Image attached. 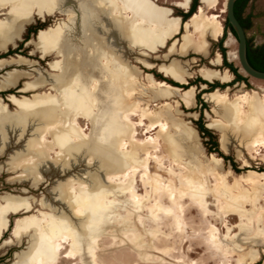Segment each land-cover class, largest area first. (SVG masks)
<instances>
[{
    "label": "bare ground",
    "instance_id": "1",
    "mask_svg": "<svg viewBox=\"0 0 264 264\" xmlns=\"http://www.w3.org/2000/svg\"><path fill=\"white\" fill-rule=\"evenodd\" d=\"M218 1L200 0L198 11L180 23L179 17L167 19V13L149 0H0V10L7 11L5 18L0 19V49L12 44L23 26L33 18L40 19L55 12L65 16V20L57 21L54 27L40 30L36 37L41 58L51 55L56 58L48 63L50 70L35 69V76L26 71L8 73L0 83V90H5L22 74L33 78L23 84L22 92L48 89L33 93L30 98L10 95L16 105L14 115L0 102V128L6 134L1 139L0 153H4L11 143L10 129L14 143L25 141L7 171L18 174L16 181L27 183L32 190L50 178L65 176L63 180L52 181L46 191L49 198L43 197L39 201V205L53 216L50 227L64 230V233L61 232L59 237H48L54 240L52 249L47 245H35L29 252L18 254L15 264L28 263L31 253L39 254L37 264L54 262L64 247L62 244L70 247L65 258L73 260L78 254L76 239L83 242L87 239L93 215L99 226L106 230L116 209L127 208L120 201H110V198L116 200L121 196L130 197L135 215L148 207L156 224L161 217H168L182 225L180 215L185 216L190 210L184 207L187 202L196 206L204 221L212 217L229 222L237 217L239 224L235 227L250 234L255 227L259 228L261 238L257 243L264 244V208L258 204L260 199L264 200V183L260 182L263 173L251 171V191H248L222 181L215 170L217 162L209 168L199 160L186 161L185 148L194 146V141L184 121L175 117L181 114L175 99L187 108L193 107V88L183 90L165 81H156L150 74L143 77L139 69L130 66L126 56L127 48L130 51L155 48L178 36L183 27L185 33L178 47L175 42L169 46L163 56L167 63L160 64L158 70L174 81L188 84L192 73L186 68L187 62L170 59V56H186L190 52L207 55L206 37L218 38L223 27L217 17L204 16L202 6L210 9ZM190 2L183 0L185 6ZM143 55L148 57L146 52ZM86 59L91 69L87 72L84 68L83 72L81 68ZM137 60L146 68L154 66L145 59ZM11 64L27 66L32 61L21 56L0 59V68ZM200 75L207 76L202 70ZM139 77L143 78V83L137 79ZM148 92L151 93L149 99L145 97ZM205 97L215 115L232 118L234 103L228 105L225 94L214 92ZM246 100V96L234 99L238 102ZM173 101L175 106L170 103ZM153 102L160 103L154 112L151 110ZM248 105L253 107L252 97ZM90 118L96 129L93 136L86 133L88 126L83 129L81 125V120ZM170 125L175 129L174 134ZM257 125L262 130L264 118H260ZM142 126H145V137H149L150 132L154 134L141 140L138 127ZM211 126L220 130L222 146L229 131H237V126L228 127L218 119H214ZM14 128L19 130L17 134ZM253 141L251 152L258 146L264 149V132L258 133ZM152 162L157 164L154 173L150 172ZM167 162L170 164L168 171L164 168ZM76 167L78 172L70 173ZM141 171H144L142 178L137 181L135 177ZM210 178L216 179L212 188ZM138 182L145 189V197H140L137 192ZM2 200L0 213L29 205L26 198L17 196H6ZM210 206H214L216 212L211 211ZM36 224V218H19L12 234L19 238L27 229L35 230ZM50 227L47 225L46 228ZM240 240L251 243L247 234ZM236 256L235 264H254L259 258V254L252 255L248 251Z\"/></svg>",
    "mask_w": 264,
    "mask_h": 264
},
{
    "label": "rangeland",
    "instance_id": "2",
    "mask_svg": "<svg viewBox=\"0 0 264 264\" xmlns=\"http://www.w3.org/2000/svg\"><path fill=\"white\" fill-rule=\"evenodd\" d=\"M149 1L157 8L164 10L167 13V19L179 17L180 23L182 22L181 14L188 12L191 6L190 3V6L186 5V7L183 0ZM252 1H254L252 13L255 15L253 16L252 27L246 31V37L250 45L251 35L256 40L264 36V0ZM226 2L227 0H219L217 5L210 9L202 6L204 9L203 15L217 17L223 27L222 34L218 38L213 39L211 37H206L208 42L207 55H197L190 52L186 56H180L178 54L170 56V59L175 58L187 62L188 65L186 68L192 73V77L188 79V84L174 81L158 70L160 64L167 63L163 56L167 54L169 46L175 42L178 47L181 36L185 33L183 27L180 29V34L178 36L176 35L174 38L164 43L157 44L155 48L137 49L135 51H130L127 48L126 56L130 66L139 69L143 73V77H145L146 74H150L156 81H165L169 85L183 90L189 87L193 88V107L187 108L182 101L178 98L175 99V101H178L177 109L181 113L180 116L176 114L177 116L175 115V117L181 118L184 121V125L191 132L194 141V146H187V148H185L187 152V156L185 157L186 161L199 160L205 167L209 168H213L215 166L214 162H217L218 165L215 170L222 181L225 180L231 187L237 185L240 189L251 191V171L263 173L264 175V149L258 146L256 151L251 152V143L254 142L253 139H255L261 131L264 132V128L261 130L257 125L260 118H264V81L253 79L242 72L237 59L236 38L228 30L223 34L226 18ZM200 6L201 2L198 0L193 14L198 11ZM6 12V10H0V19L5 18ZM246 15L251 17V0L248 1L244 9V16ZM188 19L184 20V22ZM62 20H65V16L56 12L40 19L35 17L31 22L23 26V30L19 37L14 40L12 44L6 46L4 49H0V59L21 56L32 61V64L27 66L11 64L0 68V83L8 73H21L26 71L29 72L31 76H35V69L41 72L50 70L48 68V63L53 62L56 58L53 55L44 59L41 58L35 44L37 34L40 30L30 33L28 40H24V38L27 28H31V32H33L35 27L38 28L43 25L41 26V30H44L54 27ZM67 48L68 46L65 45V49ZM11 49L16 53L11 56L3 57L8 50ZM143 52L148 53L147 58L143 55ZM82 56L85 57L83 53ZM137 59H145L154 64V66L152 68H146V66L142 65ZM224 62L232 65L233 68L237 70L238 74L246 78V82H237L235 76L225 66ZM84 68L87 72L91 69L88 66L87 59L84 60V66L81 68L83 72L85 71ZM201 70L205 71L206 77L200 75ZM32 79L33 78H30L29 75L25 76L20 74L18 80L15 81L13 85L7 86V89L3 91L0 90V102L6 105L11 115H14L16 105L10 100V95L15 98H30L33 93L48 91L46 87L36 92H22L21 88L23 84ZM137 79L143 83L142 77ZM144 82L146 83V80ZM216 86L219 87L215 88ZM253 91L255 94L252 93ZM214 92H217L218 95H221V93L225 94L228 99L226 102L228 105L232 104V102L234 103L235 111L231 119L215 115L212 112L213 106L207 102L205 96L208 93ZM150 94L151 93L148 92L145 97L149 99L148 96ZM237 96H246V102L234 101ZM251 97L253 100L252 108L251 105H248L251 104ZM236 102L238 103L236 104ZM170 103L175 106L174 101ZM159 106L160 103L153 102V104H151V110L154 112ZM169 116L171 117L173 115ZM234 118L237 119L235 120ZM214 119L221 120L227 124L228 127L231 125L237 126V131H229L230 136H227L224 146H222L220 142L222 136L220 130L211 126ZM133 120L136 121L137 117H133ZM145 124H147V120ZM81 125L83 129H86L87 126L89 127L86 130L88 135L93 136L96 133L91 118L81 120ZM170 126L172 129L171 132L174 134L175 129L172 125ZM200 126L209 130L211 135L215 138L217 143L216 151L210 143H207L209 138L199 132ZM144 127L145 126L138 127V135L141 140H145L154 134V132H150L147 134L149 137H145L143 134ZM10 130L11 143L4 153H0V198L3 199L6 196L26 198L29 201V205L26 208L0 213V264H15L18 254L29 252L35 245H47L52 249L54 240H50L48 237H59L64 233V230L57 231L50 227L49 224L53 221V216L51 213H48L49 210L39 205V201L43 197L49 198L46 191L52 181L63 180L65 176L50 178L40 185L38 189L34 190H32L27 183L16 181L15 178L18 174L10 173L7 169L14 161L16 153L20 151L25 141L21 140L19 143H14V137ZM18 131L17 128H14L15 134H17ZM5 136V132L0 128V143L1 139H4ZM158 157H160L159 154ZM156 165L155 162H152L150 165L151 173L155 172ZM164 168L168 171L170 164L167 162ZM76 172H78V167L70 173ZM143 172L144 171H141L136 175L135 178L137 181L141 180ZM260 182L264 183V178H261ZM214 183H216V179L210 178L209 185H211V188ZM91 184L93 183L91 182ZM136 189L140 197L146 196L142 183L138 182ZM2 199H0V207L3 205ZM113 200L115 202L120 201L121 204L126 205L127 208L124 209L119 207L116 209L106 230L99 226L100 223L95 221V215H93V221L90 222V234L87 239L84 240V242L76 239L78 245V254L75 256L76 258L67 260L65 256L70 247L68 244H62L64 249L62 248L54 262L44 264H235L237 260L236 254L240 252L247 253V251L252 255L259 254V258L254 264H262L264 261V244L257 243L261 238L258 231L259 228L255 227L254 230L251 231V234L246 233L245 230L235 227L239 224L237 217L229 222H222L217 218L214 220L212 217L204 221L202 213L196 209V206L193 204L190 205L189 202H187L184 204V207L186 210H190L186 211L185 216L180 215L183 220L182 225H177L173 218L168 217H161V219L156 221L158 223L156 224L151 219L148 207L144 209L141 214L135 215L133 211L134 206L129 196H121L116 200L110 198V201ZM258 204L259 207L261 206L264 208V200L260 199ZM210 210L216 212L214 206H210ZM19 218H36L37 224L35 230L32 228L27 229L19 238H15L12 234V229L15 221ZM125 223L127 224L124 226ZM47 225L50 229L46 228ZM211 227H213V229H211ZM245 234L251 238V243L249 241L240 240ZM96 241L98 243H96ZM30 244H33V246ZM38 260L39 254L31 253L30 260L25 264H37Z\"/></svg>",
    "mask_w": 264,
    "mask_h": 264
},
{
    "label": "trees",
    "instance_id": "3",
    "mask_svg": "<svg viewBox=\"0 0 264 264\" xmlns=\"http://www.w3.org/2000/svg\"><path fill=\"white\" fill-rule=\"evenodd\" d=\"M191 7L190 10L186 13H182L181 17H182V22H184V20L190 18V16L195 12L196 6H197V1L198 0H191ZM249 0H237L234 4V15L237 19V21L239 22V24L241 25L242 29L245 31H248L251 27V17L249 15L244 16V9L246 8V5L248 3ZM190 6V5H189ZM43 26V25H41ZM39 26L38 28H34V31L31 32V28H27V32H26V36L24 38V40H28L29 34L30 33H34L36 31H39L42 29V27ZM229 31L234 37L235 34L233 32V30L231 29V27L226 23H224V33L226 31ZM247 43V47H246V59L247 62L249 63V65L256 71L259 72H264V55H260V56H253L251 58V45L249 40L247 39L246 41ZM16 52L14 50H8V52L5 54V56H11L13 54H15ZM225 66L232 72V74L235 76L236 81L237 82H246V78H243L240 74L237 73V70L235 68H233L232 65L227 64L226 62H224ZM219 86H216L215 88H217ZM187 89V88H186ZM10 94V93H9ZM199 132L204 135L207 136L209 138L207 143H210V145H212L213 149H217V143L215 141V138L211 135V133L209 132V130H207L206 128H204L203 126L199 127ZM210 151V150H209Z\"/></svg>",
    "mask_w": 264,
    "mask_h": 264
},
{
    "label": "water",
    "instance_id": "4",
    "mask_svg": "<svg viewBox=\"0 0 264 264\" xmlns=\"http://www.w3.org/2000/svg\"><path fill=\"white\" fill-rule=\"evenodd\" d=\"M237 0H228L226 4L225 14L226 23L231 27L235 34L237 41V59L239 62L240 69L242 72L253 79L264 81V72H259L254 70L246 59V47H247V37L245 31L242 29L241 25L237 21L234 15V4ZM191 7V6H190ZM190 10V9H189ZM188 10V11H189ZM181 18V17H180ZM182 20V18H181ZM183 21V20H182Z\"/></svg>",
    "mask_w": 264,
    "mask_h": 264
},
{
    "label": "flooded vegetation",
    "instance_id": "5",
    "mask_svg": "<svg viewBox=\"0 0 264 264\" xmlns=\"http://www.w3.org/2000/svg\"><path fill=\"white\" fill-rule=\"evenodd\" d=\"M253 3L254 1L251 0V27L253 23V16L255 15L254 13H252ZM260 55H264V36L263 38L256 40L251 35V58L253 56H260Z\"/></svg>",
    "mask_w": 264,
    "mask_h": 264
},
{
    "label": "crops",
    "instance_id": "6",
    "mask_svg": "<svg viewBox=\"0 0 264 264\" xmlns=\"http://www.w3.org/2000/svg\"><path fill=\"white\" fill-rule=\"evenodd\" d=\"M1 91H3V90H1Z\"/></svg>",
    "mask_w": 264,
    "mask_h": 264
}]
</instances>
